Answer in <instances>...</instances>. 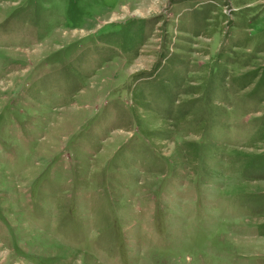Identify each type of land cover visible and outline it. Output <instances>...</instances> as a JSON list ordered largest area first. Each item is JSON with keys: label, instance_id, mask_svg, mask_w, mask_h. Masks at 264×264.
Returning <instances> with one entry per match:
<instances>
[{"label": "rangeland", "instance_id": "374dc122", "mask_svg": "<svg viewBox=\"0 0 264 264\" xmlns=\"http://www.w3.org/2000/svg\"><path fill=\"white\" fill-rule=\"evenodd\" d=\"M0 264H264V0H0Z\"/></svg>", "mask_w": 264, "mask_h": 264}]
</instances>
